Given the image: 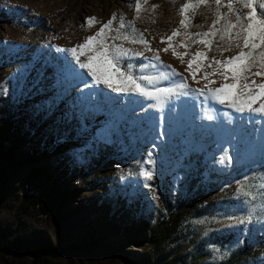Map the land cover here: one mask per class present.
Here are the masks:
<instances>
[{
  "label": "rangeland",
  "instance_id": "374dc122",
  "mask_svg": "<svg viewBox=\"0 0 264 264\" xmlns=\"http://www.w3.org/2000/svg\"><path fill=\"white\" fill-rule=\"evenodd\" d=\"M183 2L148 0L137 15L131 0H0V86L7 89L0 87V243L39 241L61 252L0 254V264H264V113L186 94L204 88L212 68L193 79L191 55L181 63L162 50L180 27ZM215 7L200 6L187 31H209ZM113 13L109 36L128 32L130 39L106 42L129 50L122 67L153 77L138 81L152 97L94 83L64 51ZM121 14L151 51L131 42L138 34L120 28ZM86 17L98 22L88 26ZM185 39L174 37L177 52ZM228 47L217 35L208 55L222 60L239 52L234 42L223 51ZM197 49L208 51L200 43L187 51ZM209 79L211 87L224 82ZM225 150L230 163L220 162ZM137 162L153 171L152 180L134 174ZM143 224L157 228L158 243L140 233Z\"/></svg>",
  "mask_w": 264,
  "mask_h": 264
},
{
  "label": "snow or ice",
  "instance_id": "6c2138e0",
  "mask_svg": "<svg viewBox=\"0 0 264 264\" xmlns=\"http://www.w3.org/2000/svg\"><path fill=\"white\" fill-rule=\"evenodd\" d=\"M147 2L148 0H131L129 6L134 7L138 15L142 9V4H146ZM171 2L175 4L176 0H171ZM211 4H214L216 7L209 31L195 33L187 31L190 26H194L192 25V20L200 6L210 7ZM237 5L240 7H236ZM156 7L157 5H152L153 9ZM222 8H226L227 11H222ZM242 9H248V11L245 12ZM178 12L182 17L179 21L180 27L173 29L172 34L166 37L168 45L162 50L167 52L171 49L173 55L180 59L181 63L185 62L184 57L186 55H191L192 58L187 60L188 68L186 70L190 72L193 79H196V73L203 68H212V72L205 71L203 74L202 78L206 81L204 88L188 89L186 94L199 92L200 95L210 97L221 104H227L238 111L248 110L264 113V0H184ZM229 14L234 15V21L230 18ZM116 19L117 15L113 13L111 18L104 22L99 31L94 35L85 37L83 43L77 44L70 49H64V51L72 53L78 66L81 69L87 70L88 75L92 77L94 83L105 84L116 92H136L147 97H152L154 93L146 85L138 81H148L150 84L153 77L134 75L131 72V65L122 67L121 58L128 55L129 50L124 49L122 45L106 42L109 39H130L128 32L123 33L122 36L120 34L109 36V33L113 31V21ZM119 20L120 28H125L127 25L131 27L132 33L138 34V38L131 37L132 43L144 44L148 47V50H152L143 33H140L135 28L133 21H125L122 14ZM96 22H98L96 17L85 18V23L88 26ZM181 28L185 29V31L181 32ZM178 35L186 38L179 44V47L185 49L183 52H177L176 47L172 44L174 37ZM217 35H219L220 40L227 39L228 41L229 47L223 49V51H231L234 42L239 52L231 56H224L222 60L209 56L208 52L212 50ZM197 37L201 39L197 40ZM164 40L165 37H161V41L164 42ZM196 43L204 45L208 51L197 49L194 53H188L187 49L190 45ZM86 53H90L87 55L86 62H81L80 56ZM135 54L142 55L139 52ZM153 59L159 60V56L156 55ZM205 61L207 63H204ZM141 67H147V65H142ZM211 76H220L224 82L219 87H211L210 85L216 83L215 80L209 79ZM254 77H261L262 79L257 81ZM178 87L186 88L187 86L180 83ZM3 90L6 92V87H3ZM155 91L165 92L169 90L158 88ZM206 118L211 120L213 116L208 115ZM231 159V156L225 150V154L221 157L220 162L230 163ZM146 162H154L152 161L151 153L148 154ZM137 164L140 171L134 174L140 175L146 180H152L153 171L145 169L141 162H137ZM259 188L261 189L259 195L262 201H264V176L260 178ZM237 191L246 197L252 195L251 191L244 192L242 188H238ZM261 210H264V202L261 203ZM252 218V215H248L245 217V220L250 221Z\"/></svg>",
  "mask_w": 264,
  "mask_h": 264
},
{
  "label": "trees",
  "instance_id": "16d2710c",
  "mask_svg": "<svg viewBox=\"0 0 264 264\" xmlns=\"http://www.w3.org/2000/svg\"><path fill=\"white\" fill-rule=\"evenodd\" d=\"M140 233H143L144 236L148 235L150 243L155 244L159 242V238L156 237L157 228H149L147 224H143L140 229H138ZM58 240L61 241V237H58ZM60 248H56L52 246L50 243H42L39 241L34 242H21V241H14V242H1L0 243V254H22V253H30L35 255L36 257H56L60 254ZM141 264V263H140ZM146 264V261L143 262ZM161 264V263H155ZM163 264V263H162Z\"/></svg>",
  "mask_w": 264,
  "mask_h": 264
}]
</instances>
